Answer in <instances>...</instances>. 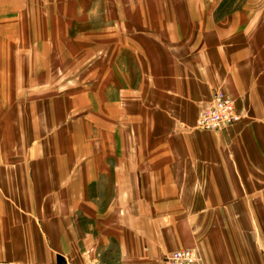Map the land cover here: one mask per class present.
<instances>
[{
  "label": "crops",
  "instance_id": "0c3cea01",
  "mask_svg": "<svg viewBox=\"0 0 264 264\" xmlns=\"http://www.w3.org/2000/svg\"><path fill=\"white\" fill-rule=\"evenodd\" d=\"M185 249L264 264V0H0V262Z\"/></svg>",
  "mask_w": 264,
  "mask_h": 264
},
{
  "label": "built area",
  "instance_id": "2783aa9c",
  "mask_svg": "<svg viewBox=\"0 0 264 264\" xmlns=\"http://www.w3.org/2000/svg\"><path fill=\"white\" fill-rule=\"evenodd\" d=\"M243 118V115L238 112L235 102L224 93L219 92L215 95L210 109L201 113L197 121V129L210 132L223 131L238 124ZM0 264L24 263L0 262ZM162 264H202V259L194 250L185 249L167 256Z\"/></svg>",
  "mask_w": 264,
  "mask_h": 264
}]
</instances>
